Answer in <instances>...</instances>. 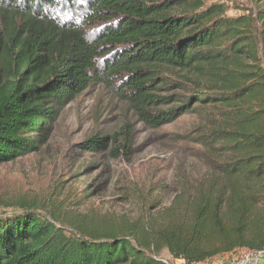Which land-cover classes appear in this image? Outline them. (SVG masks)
<instances>
[{
  "label": "trees",
  "instance_id": "obj_1",
  "mask_svg": "<svg viewBox=\"0 0 264 264\" xmlns=\"http://www.w3.org/2000/svg\"><path fill=\"white\" fill-rule=\"evenodd\" d=\"M263 64L261 8L231 16L208 0H0V164L38 151L61 109L101 84L149 129L193 117L175 141L193 144L204 165L134 222L0 211V264H169L162 250L199 264L263 252ZM130 134L86 145L111 142L117 159Z\"/></svg>",
  "mask_w": 264,
  "mask_h": 264
},
{
  "label": "rangeland",
  "instance_id": "obj_2",
  "mask_svg": "<svg viewBox=\"0 0 264 264\" xmlns=\"http://www.w3.org/2000/svg\"><path fill=\"white\" fill-rule=\"evenodd\" d=\"M208 2L224 4L231 16L264 9V0ZM194 124L193 117L183 116L149 129L112 90L92 85L61 109L38 151L0 164V211L10 214L26 205L42 216L51 211L70 223L84 216L134 222L148 210L155 215L178 194L181 179L204 166L192 157L193 144L175 141ZM126 126L131 131L127 152L112 159L111 142L104 150L89 152L86 143L91 137L110 136ZM154 202L157 209L149 207ZM158 257L175 264L166 250Z\"/></svg>",
  "mask_w": 264,
  "mask_h": 264
},
{
  "label": "built area",
  "instance_id": "obj_3",
  "mask_svg": "<svg viewBox=\"0 0 264 264\" xmlns=\"http://www.w3.org/2000/svg\"><path fill=\"white\" fill-rule=\"evenodd\" d=\"M262 257L263 252H243L232 257L228 264H259Z\"/></svg>",
  "mask_w": 264,
  "mask_h": 264
},
{
  "label": "crops",
  "instance_id": "obj_4",
  "mask_svg": "<svg viewBox=\"0 0 264 264\" xmlns=\"http://www.w3.org/2000/svg\"><path fill=\"white\" fill-rule=\"evenodd\" d=\"M236 255L235 253H229L220 255L218 257L212 258L210 260H207L205 262L199 263V264H228L229 260ZM175 264H184L183 261L175 260ZM259 264H264V251H263V257L262 260L259 262Z\"/></svg>",
  "mask_w": 264,
  "mask_h": 264
}]
</instances>
